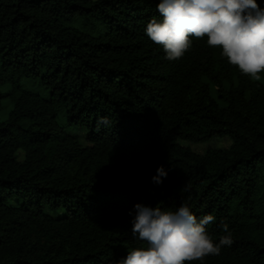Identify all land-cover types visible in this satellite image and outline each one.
Here are the masks:
<instances>
[{
    "label": "trees",
    "instance_id": "trees-1",
    "mask_svg": "<svg viewBox=\"0 0 264 264\" xmlns=\"http://www.w3.org/2000/svg\"><path fill=\"white\" fill-rule=\"evenodd\" d=\"M158 2L0 0V264H116L137 203L226 225L204 264H264V85L206 37L167 60Z\"/></svg>",
    "mask_w": 264,
    "mask_h": 264
},
{
    "label": "clouds",
    "instance_id": "clouds-1",
    "mask_svg": "<svg viewBox=\"0 0 264 264\" xmlns=\"http://www.w3.org/2000/svg\"><path fill=\"white\" fill-rule=\"evenodd\" d=\"M156 10L162 19H151L144 34L161 46L165 58L176 61L192 47L190 37H206L210 48H219L229 65L243 75L260 81L264 73V8L257 0H159ZM168 172L163 165L152 182L160 185ZM132 216L131 234L145 241L146 247L127 252L116 264H185L208 256H218L233 243L229 228L214 239L207 226L211 214L197 218L187 204L165 210L137 203Z\"/></svg>",
    "mask_w": 264,
    "mask_h": 264
},
{
    "label": "rangeland",
    "instance_id": "rangeland-1",
    "mask_svg": "<svg viewBox=\"0 0 264 264\" xmlns=\"http://www.w3.org/2000/svg\"><path fill=\"white\" fill-rule=\"evenodd\" d=\"M261 76H262V75H261ZM204 82L207 83V84L209 85L210 90H211V94H212L213 98H214L215 100H217V96H216L215 89H214L213 85H212V84H209L206 80H205ZM257 82H259V83H261V84L264 85V78L262 77V79H261L260 81H257ZM9 110H10V107H9L8 105H6V106H5V112H4V114L1 116L2 119H5V118L7 117V114H8V112H9ZM218 146H221V147H224V148H225V147H228V146H229V143H228L227 141H223V142L219 143ZM197 150L199 151L200 148H197Z\"/></svg>",
    "mask_w": 264,
    "mask_h": 264
}]
</instances>
